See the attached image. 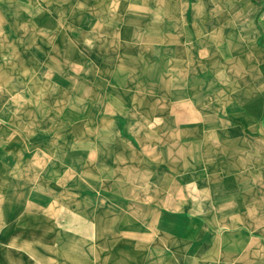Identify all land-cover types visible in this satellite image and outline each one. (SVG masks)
Segmentation results:
<instances>
[{"label": "rangeland", "instance_id": "obj_1", "mask_svg": "<svg viewBox=\"0 0 264 264\" xmlns=\"http://www.w3.org/2000/svg\"><path fill=\"white\" fill-rule=\"evenodd\" d=\"M160 1L168 0H22L18 9L10 2L5 10L3 17L16 18L23 30L17 37L0 28V218L7 222L24 218L38 225L24 230L31 231L26 235L33 239L18 234L23 240L9 241L15 248L8 254L0 251V264H10L12 259L17 264H55L49 260V247L57 256L64 249V264H130L125 229L138 226L156 237L159 230L153 225L163 220L158 216L154 224L140 221L147 208L163 210L143 202L155 194L145 191V182L157 180L152 169L159 166L156 158L168 159L170 165L173 160L180 166L199 165L195 184L187 180L180 191L181 200L192 196L183 208L189 217L194 197L198 206L199 199L204 200V206L195 210L208 209L217 215L221 200L229 203L243 193L253 195L245 192L246 186L252 180L264 182L263 175L254 174L264 168V145L252 143L258 135L255 130L264 122V101L250 104L252 93L263 96L264 85L258 77L264 79V60L254 65L253 58L264 55V48L259 46L257 52L250 48L258 35L246 31L251 0H217L223 7L215 10L223 20L219 27L208 26L220 36L214 48L192 43L203 31L191 19L182 28L165 25L164 30L160 18L166 7ZM176 19L185 18H169ZM5 34L12 37L7 39ZM220 45L230 50L229 57L218 56ZM172 50L163 68L160 61L165 51ZM174 59L181 60L180 73L175 64H169ZM220 61H234L237 72L214 71L212 65ZM191 79L198 90H205L196 98H205L206 103H194L188 115L184 104L195 97L187 91L193 86ZM179 90L183 96L177 94ZM188 135L195 141L191 151L184 138ZM234 136L245 140L248 164L243 163L238 144L229 140ZM128 165L136 169L130 171L135 182L143 178L141 170L154 172L144 175V185H129L132 193L121 184L126 178L123 167ZM102 167H106L104 173H100ZM107 181H117L115 190L101 188ZM98 197H104L116 216L105 218L104 211L95 210L93 225L73 202L83 198L90 204ZM236 208L229 219L239 210L259 213ZM42 215L53 216L65 228L64 241L44 239L50 228L42 224ZM211 225L221 232L231 228L216 220L205 227ZM2 231H10L8 224L0 229V239L7 240ZM130 232L137 234L134 241L140 245L148 247L157 240L143 241L139 233ZM27 252L35 259L29 260ZM175 258L183 260L182 255ZM218 258L209 260L210 264L219 263Z\"/></svg>", "mask_w": 264, "mask_h": 264}, {"label": "crops", "instance_id": "obj_2", "mask_svg": "<svg viewBox=\"0 0 264 264\" xmlns=\"http://www.w3.org/2000/svg\"><path fill=\"white\" fill-rule=\"evenodd\" d=\"M240 1V0H239ZM10 2L12 3L13 9H18L21 5L20 3L22 0H0V28L3 30V32L6 33H14L17 37H20L18 35L21 33L23 29L19 27V22L16 21V18L12 21H8L5 16L6 9L9 8ZM160 5L166 7V11L163 10V17L160 18L161 24L164 25L163 29L166 30L165 25H169L171 28L179 29L180 27H184L187 24V21L189 19L192 20V22L199 23L198 27L203 33H200L201 35H196L199 38L194 39L192 43H195L196 47L200 45L203 46H209L210 48H214L217 41H220V36H218L217 33H214V31H210L208 26L212 27H219L223 17L220 13L217 12L215 8L219 10V8H222L217 0H168L160 1ZM242 2L240 3V6H242ZM15 14V13H13ZM178 14V15H177ZM215 14V15H214ZM217 14V15H216ZM264 0H251V6L248 11V18H247V32H254L258 34L256 38L251 42L250 48L254 51H258V47L262 46L264 48ZM3 18H2V17ZM177 16L180 19H184L183 21H180L176 19L175 21L171 22L169 18H177ZM186 21V22H185ZM197 30V29H196ZM11 38L12 36L6 35L5 38ZM27 37H30L29 34ZM195 37V35H194ZM33 40V37H31ZM35 42V41H34ZM31 45H34L32 43ZM190 46V45H188ZM185 50H187V46L184 47ZM218 50V56L222 58H227L229 55H231L230 50L225 47L223 48L221 45ZM260 48V47H259ZM5 48H2L4 50ZM172 51L166 52V55H164L163 59L160 61V65L164 68V64L168 63L166 61L167 55L172 53ZM261 59L264 60V55H262L259 59L256 57L253 58V64L260 62ZM175 61H170V63L175 64V70L177 73H180L182 70L181 67V60L180 59H174ZM258 60V61H257ZM171 65V64H170ZM218 66L220 70H217L215 66ZM172 66V65H171ZM234 67V61L229 63H222L221 61L219 63H215L212 65V68H214V71H219V73L224 74L227 73H233L237 72V70H233ZM183 71V70H182ZM196 72H198L196 70ZM259 74L257 71H255L254 68V78H256ZM238 79V77H237ZM259 83L262 82L264 85V79L260 81V77H258ZM191 84H193L192 87H189L187 91L190 93V96L193 97L192 100L189 101V103H185L184 105H188L189 107V114L191 111V107L194 105V103L197 104H204L206 103V99L204 98L202 101L197 100V96H203L205 94V90H202L199 88L197 89L195 84V79H191ZM241 86V84L239 85ZM161 89L164 91L165 86L164 84L161 85ZM264 87L262 88V93L260 95V98L257 97L256 93H252V103L253 106L258 105V101L262 102L264 101ZM182 90V89H181ZM234 88H229V91L232 92ZM180 96H183L181 91L177 92ZM210 93L213 94L212 91ZM251 96V95H250ZM238 98V97H237ZM241 98V95L239 96V99ZM244 98V97H242ZM246 99V98H244ZM254 100V101H253ZM181 105V104H180ZM239 112V111H238ZM190 118V117H189ZM191 119V118H190ZM189 119V123L193 122ZM210 122L213 124L214 120L209 119ZM180 127V126H179ZM255 131H258V135L253 136V142L255 144L264 145V122L260 123ZM184 138H188L189 142V151H191L192 147L191 144H195L194 138L190 135L184 136ZM223 138V137H222ZM230 141L233 143H237L238 150H242V161L244 164H248V156L245 152L246 145L245 140L243 137L234 136L229 138ZM180 142V141H179ZM179 145V144H178ZM176 146L177 148H180V146ZM117 148L121 145H115ZM115 148V151L116 149ZM264 148V147H263ZM146 152H148V147L145 148ZM142 150V149H141ZM259 150L261 151V146H259ZM264 150V149H263ZM194 151V150H192ZM118 152V151H116ZM255 152V150H254ZM259 152V151H258ZM255 154V153H254ZM119 156H116L115 159L117 160ZM113 159V158H112ZM168 159L163 160L162 162L159 158H156L154 162L156 163L155 168H152L155 171V175L157 177V180H155V183H146V189L145 191L152 190L154 191V195L152 196V199L149 201H143L146 202V204L149 203H155L158 208H161L163 210L155 211L152 209L147 210L141 215L143 219H140V221L144 223H152L154 224L158 218V216H161L163 218L162 222H156L153 225V228H157V235L154 237L153 235H148L145 230L139 229L138 226L135 228L133 226L130 227V231L134 230L135 233H139L141 239L143 241H148V238H157L155 239L154 244L148 245H140L138 242L134 241L137 240L136 238H139L137 234L131 233L128 229H125L126 239L130 245L131 248V259L130 264H146L149 261L152 262L150 264H210L209 260L215 257H219L220 260L217 264H264V214H261V211L264 210V182L260 183L255 181L253 183V180L251 181V185H247V190L245 192H252V194L247 195L246 193H243V196L241 198H238L235 201L227 202L225 200H221L220 202L222 205H220V209L217 211V215L213 214L212 211L208 209H203L201 212H198L195 210L196 208H200L201 206H204L203 199H199V206L198 201L195 200L194 197V203L195 207L190 208L189 205L187 207L190 208L191 211H194L192 214V217L187 216L186 212L183 209L187 205V201H191L189 199L187 200H181L180 198V191L182 185L187 182V180L193 184L197 181L198 176V170L199 165L191 164L180 166L178 162H175V160L172 161L171 165L169 162H167ZM160 167V168H159ZM122 168V167H121ZM119 168V170L121 169ZM102 171L100 173H104L106 170V167L100 168ZM116 169H114L115 171ZM124 170V176L125 181H121V184H124L125 191L130 190V186L132 183H137L138 185L142 186L144 185V175H151L150 172H144L140 171V175L143 177L140 179V182H135L132 179L133 173H130V171L136 170L135 168L130 167H123ZM152 170V171H153ZM228 169L225 168V172L229 173L227 171ZM258 171V173H254L258 176H264V168H259V170H255L254 172ZM116 172V171H115ZM114 172V175L117 174ZM249 174V173H248ZM252 174V175H254ZM244 175V173H243ZM247 175V174H246ZM245 176V175H244ZM245 180V179H244ZM119 181V182H120ZM234 183V180H231ZM231 181L226 182L231 184ZM117 181H107L105 183L100 184L101 188H106L107 190H115ZM149 184L151 186H149ZM203 186V185H201ZM205 186V185H204ZM108 187V188H107ZM149 187V188H148ZM209 188V187H207ZM229 188V187H228ZM105 189V190H106ZM191 190V189H190ZM225 190H230L225 188ZM131 191V190H130ZM233 191V190H232ZM132 193V191H131ZM263 193V195L261 194ZM252 195V198L250 197ZM86 198V197H83ZM81 198L78 201L73 202L77 208H80L78 210V213H80L83 217L91 219L93 222V225H96V221L94 220L93 212L95 210L99 213L100 211H104L103 215L105 218L109 219H115V212L111 213L108 209L111 207L108 205V202L104 201L103 199H92V203L85 204L84 199ZM126 201V200H125ZM145 204V203H144ZM202 204V205H201ZM218 206V205H217ZM116 207V205L114 206ZM236 207H247L251 208L253 210H257L259 213L257 215H254V211H252V214L250 211L243 212L242 210L237 211V214L235 217L230 218L228 214L231 212H234L237 210ZM30 211V210H29ZM34 212V211H30ZM36 214V211L35 213ZM189 214L191 212L189 211ZM37 215H41L40 213H37ZM43 219L41 220L44 226H48L50 228V231L47 234V237H44L45 240H55V241H64V234L67 233V231H64L65 228L57 224V222L54 220L53 216H47L42 215ZM102 217V216H101ZM198 217H203V219ZM219 219V220H218ZM219 223L220 226L225 225L227 227H231L225 232H221L218 229H214L215 226L211 225L209 228L205 227V224H212L214 221ZM155 221V222H154ZM110 222V221H107ZM133 222V220H131ZM116 223V221H115ZM8 224V227L10 231H2L5 235H7V240L5 237L0 239V251L4 252L5 254H8L12 252V248H15L10 244V240L14 241L15 238H18L17 240H23L21 239V235H23V238H28L26 234H29L31 231H24L26 228H31L34 225H38V221L30 222L23 218V220L19 219L16 221H4L2 218H0V229H5V226ZM23 226V227H22ZM53 226V227H52ZM234 226H238V228L234 229ZM214 227V228H213ZM24 228V229H22ZM17 229V230H14ZM95 229V228H94ZM12 230V231H11ZM32 230V229H29ZM217 230V231H216ZM25 232V233H24ZM95 234V231H92ZM221 232V233H220ZM24 233V234H22ZM71 234H74L73 232H68ZM156 233V232H154ZM258 233V235H262V237H256L255 234ZM18 234L20 235L18 237ZM138 234V235H139ZM129 235V236H127ZM77 237L81 238V235L76 233ZM90 236L89 238H91ZM94 237V236H93ZM6 240V243H1V240ZM33 239V238H28ZM41 238H38L40 240ZM81 239H84L81 238ZM37 240V239H34ZM53 240V241H54ZM38 242H36V245L38 246ZM51 246H55V242L51 243ZM4 245V247L1 248V246ZM48 245V243H46ZM46 247V246H45ZM17 249V248H16ZM18 250V249H17ZM48 251L49 260L54 261L55 264H64V249L62 251L61 256H57L54 253V250L49 247V249H46ZM29 260H34L32 258L31 253L27 252ZM183 256V260L179 261L175 258V256ZM219 255V256H217ZM40 263V262H39ZM10 264H17L16 260L12 259Z\"/></svg>", "mask_w": 264, "mask_h": 264}, {"label": "built area", "instance_id": "obj_3", "mask_svg": "<svg viewBox=\"0 0 264 264\" xmlns=\"http://www.w3.org/2000/svg\"><path fill=\"white\" fill-rule=\"evenodd\" d=\"M263 17H264V14H263Z\"/></svg>", "mask_w": 264, "mask_h": 264}]
</instances>
